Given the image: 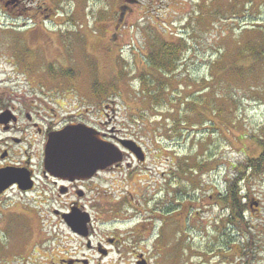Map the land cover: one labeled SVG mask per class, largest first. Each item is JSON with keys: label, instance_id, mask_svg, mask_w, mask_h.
I'll use <instances>...</instances> for the list:
<instances>
[{"label": "rangeland", "instance_id": "rangeland-1", "mask_svg": "<svg viewBox=\"0 0 264 264\" xmlns=\"http://www.w3.org/2000/svg\"><path fill=\"white\" fill-rule=\"evenodd\" d=\"M127 1L0 0V33L30 43H17L13 61L21 68L1 63L11 79L0 91L45 103L57 123L90 124L145 150V163L123 157L122 169L97 178V208L108 211L97 212L98 240L144 221L127 240L137 253L114 254L108 264H135L144 251L151 264H264V171L243 183L255 209L246 215L252 247L242 258L247 239L225 226L216 196L233 164L262 152L264 55L256 60L252 46L263 48L264 0H129L117 30L118 7ZM179 37L189 50L162 92L148 56ZM46 39L49 50L37 48ZM42 229L32 233L41 254L56 237L71 236L65 226Z\"/></svg>", "mask_w": 264, "mask_h": 264}, {"label": "flooded vegetation", "instance_id": "flooded-vegetation-1", "mask_svg": "<svg viewBox=\"0 0 264 264\" xmlns=\"http://www.w3.org/2000/svg\"><path fill=\"white\" fill-rule=\"evenodd\" d=\"M131 1L135 3L138 0ZM129 3L128 0L118 7L117 30L123 26L124 14L131 8ZM47 39L54 41L50 36ZM47 39L37 48L44 46L48 51L45 45ZM18 42L19 46L25 43L26 47H30L23 34L0 33V67L3 64H13L16 69L22 67L13 61L17 58ZM6 72L11 75L6 68L0 70V85L11 79L4 76ZM73 123L77 121L57 123L50 119L45 103L34 100L31 103L17 102L11 98V93L0 91V226L6 228L5 240L0 236V264H108L106 259L114 254L122 259L137 253V245L129 247L127 240L138 237L136 232L144 227L143 220L132 229L122 231L117 228L115 235L107 233L98 240L101 228L97 212L106 214L108 211L97 208V178L101 173L122 169L124 162L107 165L93 175H90L91 172L81 175L55 173L47 163L46 148L51 135ZM100 132L108 142L115 139L125 158L130 160V165L132 160L138 162L136 154L123 146L122 142L126 139L117 137L113 132ZM62 197H73L75 200L62 205ZM251 207L255 209L253 205ZM53 217L57 218L55 222H51ZM132 218L131 214L129 219ZM49 226L59 229L65 226L71 236L56 237L52 248L42 250L41 254L35 249L33 241L37 236L32 233L34 228ZM40 244L44 245L43 242ZM139 257L135 264H151L145 251Z\"/></svg>", "mask_w": 264, "mask_h": 264}, {"label": "trees", "instance_id": "trees-1", "mask_svg": "<svg viewBox=\"0 0 264 264\" xmlns=\"http://www.w3.org/2000/svg\"><path fill=\"white\" fill-rule=\"evenodd\" d=\"M257 45L252 46V49H254V52L259 54L258 56L256 55V60H262V55H264V44L262 50L256 49ZM188 48L189 43L187 39L185 37H179L177 40L170 42L163 41L157 46V48L152 49L150 56H148V66H151L152 71L156 74L157 71L160 72V74H158L159 77H157V88H159L162 92L170 90V84H168V80L173 78L174 72L179 69L181 65L180 62L183 60L184 55L189 50ZM259 51L262 52L259 53ZM148 79L152 80L153 77H149ZM174 92L178 91L175 90ZM196 96L193 98L198 100ZM193 98L189 96V100ZM198 101L202 102V100ZM189 106H195V103L193 102ZM215 110L216 109H212V111ZM257 138L259 143L262 145V152L260 155L257 157L248 158L244 164L240 165L241 167H237L235 164H233L231 166L233 171L228 173L227 180L225 179V188L218 190L219 187H216L217 192L215 191L216 196H218L221 200V203H223L221 204V208L224 210L225 226H233L235 230L240 232V234H242L247 239L245 245L243 244L240 246L241 258L242 256L248 255V251H250V248L252 247V245L248 247L249 243H247L252 237V220L251 217L246 219L248 212L251 213L252 202L248 193L249 191L246 192L244 190L245 185L243 183H245L251 175L264 171V133L261 136H257Z\"/></svg>", "mask_w": 264, "mask_h": 264}, {"label": "water", "instance_id": "water-1", "mask_svg": "<svg viewBox=\"0 0 264 264\" xmlns=\"http://www.w3.org/2000/svg\"><path fill=\"white\" fill-rule=\"evenodd\" d=\"M122 143L141 161L145 159L142 148L135 141ZM123 157L119 146L104 140L99 130L87 124H71L53 133L46 148L47 163L55 173L81 175L91 172L93 175L100 168L121 162Z\"/></svg>", "mask_w": 264, "mask_h": 264}]
</instances>
